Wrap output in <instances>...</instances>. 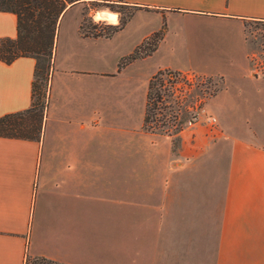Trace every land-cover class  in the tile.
Listing matches in <instances>:
<instances>
[{
	"label": "crops",
	"instance_id": "1",
	"mask_svg": "<svg viewBox=\"0 0 264 264\" xmlns=\"http://www.w3.org/2000/svg\"><path fill=\"white\" fill-rule=\"evenodd\" d=\"M77 1L57 18L39 137L0 135V264H264V75L242 28L264 0H98L134 7L109 35L79 30ZM15 34L0 10V37ZM210 43L213 63L198 56ZM33 68L0 59V115L29 105ZM158 69L222 76L216 128L143 126Z\"/></svg>",
	"mask_w": 264,
	"mask_h": 264
},
{
	"label": "trees",
	"instance_id": "2",
	"mask_svg": "<svg viewBox=\"0 0 264 264\" xmlns=\"http://www.w3.org/2000/svg\"><path fill=\"white\" fill-rule=\"evenodd\" d=\"M66 1L72 0H0V10L12 11L16 17V34L14 37H0V59L10 61L18 55H30L34 57L33 77L30 88V103L27 107L7 112L0 115V135L25 137L37 139L42 125V107L39 103V95H35L36 75L43 73L49 67L56 22L58 15L64 10ZM113 2H108V7L114 9ZM130 12L119 20V23L106 25L104 35H109L119 29ZM162 28L150 34L146 39L136 45L129 53L121 56L117 67L123 66L128 61L142 56L153 49L156 39L160 36ZM94 34H100L95 32ZM154 36L151 45L146 46V40ZM159 70H157L158 72ZM152 74L148 80L146 90V106L149 98L156 91H152L154 77ZM148 120L147 108L143 121ZM36 264H67L60 263L44 256L37 257Z\"/></svg>",
	"mask_w": 264,
	"mask_h": 264
},
{
	"label": "rangeland",
	"instance_id": "3",
	"mask_svg": "<svg viewBox=\"0 0 264 264\" xmlns=\"http://www.w3.org/2000/svg\"><path fill=\"white\" fill-rule=\"evenodd\" d=\"M71 3L72 1H66L65 8L68 7ZM74 4L75 6L68 12H76L78 15H80L79 30L82 33L91 35H104L106 31V25L110 24L105 19H101L99 22H94L95 12L97 10L108 9L115 12L116 14H118L119 23V20L122 17L126 16V14L131 12L134 8L131 5L118 2L112 3L114 9H111L108 7V2H102L98 0H78ZM242 28L243 36L248 46L246 58L250 61V63H252V65H255L254 68L258 73L264 75V20L258 18H245L242 20ZM95 32H99L100 34H94ZM154 38V36H150L146 40L145 45H151V43H153L154 41ZM209 45L210 46H206L205 48H203V50L199 51L198 56L199 58L202 57L203 59L208 60V63H213V61H217L216 59L220 56H218V52H214L213 50L215 48V44L213 45L210 43ZM51 62L52 53L51 57L49 58V67H47V70L43 71L42 75H36V85H38V88L35 95H37L38 92L39 103L41 104L43 112L42 123L44 119L45 109L48 105V86ZM158 70H160V73H163L167 69ZM187 71H190L193 85L192 87H190L189 96L181 102H176L174 100H168L167 102H165L167 99V97H165V101H162L161 104H157L158 106L156 105L155 107L150 108L149 104L146 106L145 91L143 116L147 108L148 120L145 122L143 121L144 127L147 128V126L150 125L151 127H153L152 130L155 131L161 132V130L166 129L169 132H172L175 130L174 128L184 126V121L192 114V109H195L196 112L201 113V111H207L206 107L211 112L213 108H220V101H217V96H214L212 98L211 96L221 88L222 76L219 74L207 73L194 69H189ZM155 72L156 77L162 75L160 73H157V70L152 74H154ZM154 80L156 79L154 78ZM154 86L156 87V83H154L152 91L154 90ZM188 104L192 106L191 110L187 108ZM157 110H159L158 113H153ZM37 257L39 256H26L24 264H36V261L38 260Z\"/></svg>",
	"mask_w": 264,
	"mask_h": 264
},
{
	"label": "built area",
	"instance_id": "4",
	"mask_svg": "<svg viewBox=\"0 0 264 264\" xmlns=\"http://www.w3.org/2000/svg\"><path fill=\"white\" fill-rule=\"evenodd\" d=\"M186 70H169L167 69L163 73H160V70L157 73L162 74L159 77H154V83H156V87L154 86V90L151 97L149 98L148 104L150 108L155 107L157 104H161L162 101H165V97H167L166 101L174 100L176 102H181L185 100L190 94V87H192L193 82L190 76V71ZM154 85V84H153ZM158 106V105H157ZM188 109H192L191 105H187ZM159 110L154 111L153 113H158ZM201 121L204 123L209 131L216 128V117L210 112L201 111V113L196 112L195 109H192V114L184 121V126H179L178 128H174L175 130L169 132L166 129L161 130V132L165 133H175L183 128L191 127L196 122ZM147 128L152 129L150 125Z\"/></svg>",
	"mask_w": 264,
	"mask_h": 264
},
{
	"label": "clouds",
	"instance_id": "5",
	"mask_svg": "<svg viewBox=\"0 0 264 264\" xmlns=\"http://www.w3.org/2000/svg\"><path fill=\"white\" fill-rule=\"evenodd\" d=\"M106 18L107 19V22L112 24V25H115L118 23V14H110V13H107L105 12L102 15H97L94 17V22H99L101 19H104Z\"/></svg>",
	"mask_w": 264,
	"mask_h": 264
},
{
	"label": "bare ground",
	"instance_id": "6",
	"mask_svg": "<svg viewBox=\"0 0 264 264\" xmlns=\"http://www.w3.org/2000/svg\"><path fill=\"white\" fill-rule=\"evenodd\" d=\"M107 12V13H110V14H116L115 12L111 11V10H108V9H99L95 12V16L97 15H102ZM105 20H107L106 18H104Z\"/></svg>",
	"mask_w": 264,
	"mask_h": 264
}]
</instances>
